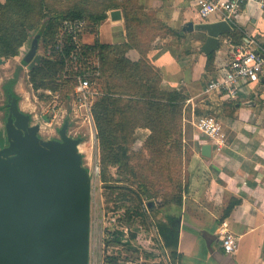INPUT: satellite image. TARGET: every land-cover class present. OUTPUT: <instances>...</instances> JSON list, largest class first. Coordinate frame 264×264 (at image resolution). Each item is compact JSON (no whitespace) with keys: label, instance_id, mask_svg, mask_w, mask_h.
<instances>
[{"label":"crops","instance_id":"1","mask_svg":"<svg viewBox=\"0 0 264 264\" xmlns=\"http://www.w3.org/2000/svg\"><path fill=\"white\" fill-rule=\"evenodd\" d=\"M106 1L112 3L107 17L96 34L84 30L81 43L93 44L96 37L112 45L128 43L125 56L134 62L141 58L139 48L146 49L145 61L159 74L163 89H182L185 101L222 117L229 131L227 140L222 135L210 142L192 125L181 207L167 213V227L177 232V255L170 264H264V78L252 82V88L237 98L218 91L208 92L207 99L199 96L206 83L222 72L235 47L249 42L264 45V9L252 2L243 5L230 24L232 29L220 36L209 56L200 51L206 33L182 28L188 21L196 24L217 18L202 20L192 1ZM113 9L120 10V19L110 18ZM249 100L255 104L246 105ZM226 101L236 104L225 107ZM135 131L145 132V138L149 134L147 128ZM205 143L211 146L209 157L201 154ZM225 230L237 236L233 253L221 246Z\"/></svg>","mask_w":264,"mask_h":264},{"label":"trees","instance_id":"2","mask_svg":"<svg viewBox=\"0 0 264 264\" xmlns=\"http://www.w3.org/2000/svg\"><path fill=\"white\" fill-rule=\"evenodd\" d=\"M65 7L51 5L50 0H4L0 1V60L18 56L21 47L29 38L41 31L39 44H42L43 59L39 65L29 70V77L34 88L52 87L55 91L54 76L63 70L65 58L53 51L60 32L62 22L68 19L85 18L87 31L97 33L100 23L107 17L106 11L111 4L106 0H62ZM92 2L97 8L92 7ZM60 0L56 2L58 6ZM90 4L94 10H91ZM84 31V30H83ZM236 36V35H235ZM31 40V39H30ZM67 40V37L65 38ZM130 45L128 43L112 45L102 43L96 37L93 44H82V54L85 57L97 58L99 61L98 75L91 76L100 94L92 104L91 111L95 124L98 144L104 164L117 167L119 170L130 167V144L137 128H147L149 134L144 139L143 146L156 149L157 156L167 152H177L179 149L180 120L182 106L187 95L182 89L167 90L160 86V76L147 61L146 49L139 48L141 58L134 62L125 56ZM71 46H64L63 55L67 56ZM50 52L48 53V51ZM211 54H209L210 56ZM62 58H61V57ZM110 58V82H100L105 70L104 64ZM87 65H82L85 67ZM90 67V65H89ZM91 68V67H90ZM13 93L9 86L4 91ZM14 94V93H13ZM236 104L235 101L224 102L225 107ZM174 138V139H173ZM168 146V148H166ZM155 163H160V158ZM162 172V168H160ZM140 191L130 188L131 196L121 195L123 204L117 207L122 210L129 222L136 217H142L141 206L153 210L152 205L161 206L175 204L180 209L182 191L166 199L155 201L149 205L156 194L147 186L139 183ZM130 201V205L125 202ZM234 202L230 203L228 213ZM159 233L163 238L164 249L168 256L174 259L177 255V232L161 224ZM131 237L135 238L134 232ZM107 256V264L115 260Z\"/></svg>","mask_w":264,"mask_h":264},{"label":"rangeland","instance_id":"3","mask_svg":"<svg viewBox=\"0 0 264 264\" xmlns=\"http://www.w3.org/2000/svg\"><path fill=\"white\" fill-rule=\"evenodd\" d=\"M57 1L50 0V3L55 7H65V1L60 0L58 6ZM88 5L91 7L90 4ZM92 7L97 8V5L92 2ZM92 7L91 10H94ZM87 29L89 27L84 30ZM30 39L18 56L0 61V142L5 143L3 123L6 111L4 91L6 86H9L17 97L19 108L30 114L31 122L41 123L38 132L41 137H57V130L67 119L68 133L81 138L79 150L82 154V162L91 176L89 264H107V256L116 257L108 264H170L159 228L161 224H166L169 209H176V205L154 204L151 210L144 201L141 206L143 216L129 222L126 221L124 212L117 207L124 202L121 195L128 194L127 197L132 195L130 188L141 190L140 186L138 187L139 183L156 194L153 198L154 202L160 199L168 200L172 194L180 192V187L184 191L191 154L189 144L193 140L192 125L202 116H215V114L209 110L199 109L200 107L192 101H185L179 121L180 150L177 152L164 150L165 153L159 157L157 156L159 153L153 152L156 149H147L143 146L145 138L143 136L146 133L135 131L129 147L130 167L119 170L117 167L104 164L95 124L88 121L85 110L78 108L72 98L75 77L70 76V71L67 74L63 73L65 68L68 70L71 68V64L64 60L63 70L60 69L54 76V84L57 85L55 91L50 85L46 88H34L30 81L29 70L20 63L29 47ZM38 51L43 53L42 44ZM111 66L110 58H107L104 64L105 73L100 80L102 85L103 82H110L108 77ZM48 90L51 91L47 92ZM56 92L58 97L55 98ZM207 95L208 92L199 94L200 97L205 98ZM221 118L219 116L217 118L221 126V135L227 140L229 131L227 132L228 129ZM158 157L160 163H155ZM160 168L163 169L162 172ZM125 202L127 205L131 204L126 199ZM131 232L135 233V238L131 237Z\"/></svg>","mask_w":264,"mask_h":264},{"label":"water","instance_id":"4","mask_svg":"<svg viewBox=\"0 0 264 264\" xmlns=\"http://www.w3.org/2000/svg\"><path fill=\"white\" fill-rule=\"evenodd\" d=\"M121 18L119 9L109 12ZM206 33L200 51L212 53L229 32L225 20L188 21L182 30ZM41 31L21 58L33 69L43 59ZM1 61V60H0ZM5 143L0 142V264H89L91 176L83 165L80 137L68 133L65 119L58 136L43 138L39 125L22 111L15 94L5 91ZM254 105L253 100L245 102ZM1 136V132H0ZM209 157L211 146H201ZM154 201H150L152 205Z\"/></svg>","mask_w":264,"mask_h":264},{"label":"built area","instance_id":"5","mask_svg":"<svg viewBox=\"0 0 264 264\" xmlns=\"http://www.w3.org/2000/svg\"><path fill=\"white\" fill-rule=\"evenodd\" d=\"M197 8L202 20L209 16H216L217 20H225L232 24L240 8L247 3H256L264 9V0H190ZM88 21L85 18L64 20L53 51L60 53L71 64L63 73H70L75 77L72 98L78 108L85 110L88 121L94 124L91 107L95 98L101 93L95 82L90 78L98 75L99 61L92 57L83 56L81 33ZM67 37V40L65 38ZM71 46L68 55L65 56L64 46ZM50 50L48 51V53ZM82 65H87L82 67ZM90 65V67H89ZM264 78V45L245 43L235 47L231 51L230 59L222 69V72L211 78L204 88L205 92L218 91L226 93L230 98H237L247 88H252V82H258ZM48 90L47 92H50ZM56 92L55 98L58 97ZM39 130L41 123L37 122ZM197 133L203 135L210 142L221 138L220 122L214 115H206L198 118L194 123ZM39 132V131H38ZM221 246L226 253H233L237 247V236L225 230L221 233Z\"/></svg>","mask_w":264,"mask_h":264}]
</instances>
